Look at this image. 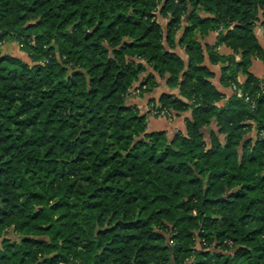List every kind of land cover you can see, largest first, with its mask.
I'll use <instances>...</instances> for the list:
<instances>
[{
  "label": "trees",
  "instance_id": "obj_1",
  "mask_svg": "<svg viewBox=\"0 0 264 264\" xmlns=\"http://www.w3.org/2000/svg\"><path fill=\"white\" fill-rule=\"evenodd\" d=\"M256 29L264 0H0V264H264ZM158 81L171 135L129 102Z\"/></svg>",
  "mask_w": 264,
  "mask_h": 264
},
{
  "label": "rangeland",
  "instance_id": "obj_2",
  "mask_svg": "<svg viewBox=\"0 0 264 264\" xmlns=\"http://www.w3.org/2000/svg\"><path fill=\"white\" fill-rule=\"evenodd\" d=\"M161 23H164L161 19H159ZM255 33L258 37V40L261 44V46L264 48V41L262 40V37H260L259 35V30L256 29L255 30ZM215 38H216V33H209L207 37H205L203 40H201V43L202 44H209V45H213L215 43ZM6 44H1L0 45V53L3 55V54H8V55H11V56H14V57H21L23 59H27L26 58V55L24 53H22L20 50H19V47H18V44L17 43H13L12 46H11V42H4ZM5 45H9L10 48H5ZM15 47V48H14ZM224 47V46H222ZM220 48V47H219ZM226 48V47H225ZM224 48V50H225ZM175 52L180 56L182 57L183 59H185V56L183 54V51L180 50V49H176ZM257 61V70H256V73L257 74H254L256 75L257 77H263L262 76V67H260V62L258 60H254V62ZM254 68V67H253ZM242 75L239 76L238 80L239 82H243L240 77ZM213 79V78H212ZM159 83V86L162 85V86H165L167 88V86L165 85L164 81H158ZM138 84H135L133 86V89H132V92L130 94V104L137 107L138 110H139V113L140 115H145L146 119L148 120L149 118H157V117H162L161 114H159V116H157V110L155 109V105H154V100L156 97V95L161 91L160 88H158V86L156 88L153 95H151V93H149L148 95L145 94V93H139L140 91L139 90H136V86ZM230 88L232 89L233 93H236L238 97H241V92L239 90H237L234 86H230ZM169 89V88H167ZM166 91H170V90H166ZM232 93V94H233ZM170 94H176L177 95V90H171ZM160 96V95H159ZM224 97V96H223ZM173 119V118H172ZM150 125V124H149Z\"/></svg>",
  "mask_w": 264,
  "mask_h": 264
},
{
  "label": "crops",
  "instance_id": "obj_3",
  "mask_svg": "<svg viewBox=\"0 0 264 264\" xmlns=\"http://www.w3.org/2000/svg\"><path fill=\"white\" fill-rule=\"evenodd\" d=\"M14 42H11V46ZM6 44V43H3ZM208 44V43H207ZM10 48L9 45H5V48ZM15 48V47H14ZM225 47H220L218 49L220 54H229L231 51ZM257 61H253V65L250 69V71H253V69L255 70L257 68ZM207 67L214 73V77L213 79H211L212 84L214 85V87L223 94V100L220 102L221 104H223L233 93L232 89L230 87H223L220 82H219V78H220V66H211L208 63H206ZM254 67V68H253ZM257 70V69H256ZM262 72V71H261ZM262 74V73H261ZM240 79L243 81L244 77L241 76ZM160 88L161 91L156 95V97H154L153 93L156 89ZM158 88H154L150 93L151 95H153V97L155 99H157L159 97V95L164 94V93H168L170 94L171 90L167 89L165 86H158ZM166 90H170V91H166ZM157 91V90H156ZM187 117V115L182 114L179 117H175L173 119H165V118H149L148 121V125L149 128L151 130H165L167 131V133L169 135H171L173 132L175 131H182L183 128V119Z\"/></svg>",
  "mask_w": 264,
  "mask_h": 264
}]
</instances>
